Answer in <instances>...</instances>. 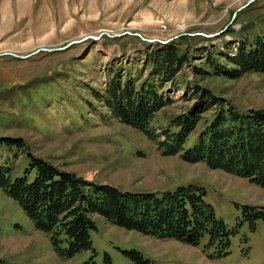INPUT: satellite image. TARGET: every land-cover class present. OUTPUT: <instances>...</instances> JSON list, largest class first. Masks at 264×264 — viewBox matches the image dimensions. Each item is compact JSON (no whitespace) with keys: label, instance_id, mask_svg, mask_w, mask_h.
<instances>
[{"label":"rangeland","instance_id":"rangeland-1","mask_svg":"<svg viewBox=\"0 0 264 264\" xmlns=\"http://www.w3.org/2000/svg\"><path fill=\"white\" fill-rule=\"evenodd\" d=\"M263 18L264 0H0V165L22 168L29 152L89 181L133 192L198 184L217 216L238 231L228 255L211 257L208 235L191 245L96 214L93 248L65 257L0 188V264H264V218L253 229L244 212L246 205L264 207V188L204 162L163 154L143 132L107 115L91 90L104 87L113 63L135 62L129 71L146 75V53L176 42L191 59L176 76L184 85L171 90L174 102L158 113L157 126L194 102L186 81L199 82L224 105L264 109L263 73L230 79L194 70L207 48H234L231 31L239 38L255 32ZM252 21H258L254 28ZM213 111L204 113L199 128Z\"/></svg>","mask_w":264,"mask_h":264},{"label":"trees","instance_id":"trees-1","mask_svg":"<svg viewBox=\"0 0 264 264\" xmlns=\"http://www.w3.org/2000/svg\"><path fill=\"white\" fill-rule=\"evenodd\" d=\"M256 22H248L250 28ZM259 22L263 25L255 32L246 31L240 38L231 31L236 41L234 48L231 44L223 50L216 47L218 51L207 48L204 66H194V70L200 76L230 79L248 73L264 74V20ZM157 46L146 53V75L143 70L140 75L129 71L135 62L132 68L123 62L113 63L104 87L92 88V96L104 105L107 115L143 132L163 154L180 155L192 163L204 162L211 168L249 178L264 188V109L241 110L224 105L199 82L192 85L186 81L185 93L193 90L192 105L166 124H155L158 113L174 102L171 90L183 87L184 82L181 84L176 76L191 59L180 52L176 42ZM209 110H214L212 119L199 128ZM6 140L11 145L24 146L19 139ZM27 154L22 168L11 162L0 165V188L19 204L37 230L48 234L62 256L73 257L93 248L91 231L96 229V214L129 230L191 245H199L208 235L205 251L214 248L209 256L230 253L231 237L238 231L217 216L214 206L206 200L204 186L181 185L161 193L133 192L89 181ZM257 209L264 207L244 206L253 229L256 219L264 218V211Z\"/></svg>","mask_w":264,"mask_h":264},{"label":"water","instance_id":"water-1","mask_svg":"<svg viewBox=\"0 0 264 264\" xmlns=\"http://www.w3.org/2000/svg\"><path fill=\"white\" fill-rule=\"evenodd\" d=\"M240 9H241V8H240ZM101 35H102V34H100V36H101ZM100 36H96V37L94 36V37H92V38L97 39V38H99ZM82 40H83V39H82ZM80 41H81V40H80ZM74 42H79V41H74ZM69 45H70V44H69ZM69 45H68V46H69Z\"/></svg>","mask_w":264,"mask_h":264}]
</instances>
